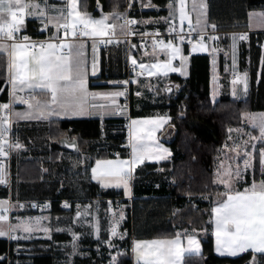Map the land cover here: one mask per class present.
I'll use <instances>...</instances> for the list:
<instances>
[{
    "label": "trees",
    "instance_id": "trees-1",
    "mask_svg": "<svg viewBox=\"0 0 264 264\" xmlns=\"http://www.w3.org/2000/svg\"><path fill=\"white\" fill-rule=\"evenodd\" d=\"M136 1L134 16L139 19L156 14L142 9L148 1L161 7L163 10L159 13L165 14L164 8L169 0ZM31 2L37 4L38 9L35 10V15L26 16L22 30L27 33L38 26L42 20V16L38 14L39 11H43L42 0H31ZM101 3L104 11L121 13L125 9V0H101ZM95 4V0H83L80 8L84 11H94ZM255 10H264V0H207V19L210 27L204 31L246 30L248 13ZM247 47L242 46V55ZM250 52L258 61V52L255 48H252ZM133 54L143 59L134 49ZM114 57L116 59L114 67L119 69L122 58L117 53ZM101 59L102 64L105 59L111 60L110 57L106 58L104 51L101 53ZM7 80L8 59L5 54L0 53V105L8 101ZM209 81L208 56L195 54L190 57V73L186 79L173 74L161 81L159 85H155V90L159 89L158 92L163 101L156 106L157 110L154 106H150L153 104H150L147 98V100L145 98L134 100V103L139 105L135 108L131 95L130 117L154 115L169 117L168 123L159 132L158 139L171 151L170 157L161 164L148 162L135 169L134 177L137 178L132 180L134 196L131 201L124 197L121 190L104 191L89 178L91 166L97 159L128 155L129 149L124 147L125 139L128 138L127 120L123 118L103 121L99 119L62 120L57 122V126L49 129L50 139L54 140L49 144L48 154L54 161L57 160L59 153L70 152L60 146L59 140L62 137L76 139L79 145L78 150L87 154L89 180L84 184V198L99 200L101 207L105 210L106 202L101 199L123 198L119 203L122 205L118 207H123L131 223L132 234L129 232L131 235L123 239L122 232L125 227L130 226V223L120 222L118 235L111 242V245H114L113 248L108 246L106 237H98L95 240L85 236L79 242L77 253L71 260L66 261L70 264H132L134 261L132 240L170 239L195 234L202 246V253L185 255L183 264H264V254L255 255L250 251L236 257L218 256L214 252L212 233V209L223 202L225 195L223 188L215 182L220 151L228 140L230 130L241 126L243 114L257 110L264 111V62L259 83L255 87L254 81L251 82L250 96L245 101H235L224 95L213 102L209 93ZM104 125L108 133L105 141L109 142V146L99 148ZM18 132L22 135L17 131L13 133L16 144L23 142L29 145L31 135L26 128L23 129L21 126ZM55 133L56 136H54ZM261 145L262 142L258 144V147ZM29 153L40 154L33 151ZM53 163L56 161L47 162V164ZM45 164L37 157H24L18 161L17 178H12V181L18 180L21 192L19 200L34 199L32 197H36L37 200H49L53 216L64 214L66 212L62 209L61 202L68 198L72 200V198L64 196L67 191L64 185H57L56 178L44 173ZM14 167L13 156L12 171ZM161 169L163 172H159ZM254 176L264 178L258 160L254 162ZM47 180L52 182L47 183ZM57 190L59 191L56 192ZM7 194L8 190L0 187V197H6ZM70 239L69 234L62 232L53 233L51 240L39 239L15 243L0 239V264H60L58 261L60 259L64 261L67 255H70L71 249L66 247L63 254V250H58L52 245L65 243ZM15 245H22V249L19 252L16 251ZM119 247L121 253L114 256L115 249ZM122 248L127 249V252L122 253Z\"/></svg>",
    "mask_w": 264,
    "mask_h": 264
},
{
    "label": "crops",
    "instance_id": "crops-1",
    "mask_svg": "<svg viewBox=\"0 0 264 264\" xmlns=\"http://www.w3.org/2000/svg\"><path fill=\"white\" fill-rule=\"evenodd\" d=\"M82 1L83 0H76V10L79 11L82 15L86 14L92 19H101L104 16H108L109 19L108 21H106V23L110 25H115V29H114L115 34L123 33L124 26L122 23V18H123L122 12L120 13L115 11H104L101 0H95L96 4L94 6V11H88V10L84 11L81 10L80 8ZM42 2H43L44 15L42 16V20L39 23V27L42 29L57 30L58 23L60 24L64 23L65 22L64 17L67 16V12L71 10L68 6L67 0H42ZM177 5H180L179 0H169L166 7L164 8L166 13L160 14L159 13L160 10L163 9L148 1L146 4L143 5L142 9L155 12L156 14L147 17H140L139 19H137V22L140 24L142 30H148L154 27H163L166 23L171 21H175L179 24H184V23L192 24L194 27L198 29L199 28L207 29L210 27V24L208 23V19H207V0H184V12L186 13V18L183 20V22H181L180 10L177 9ZM113 13H115L116 15L113 16L112 15ZM73 18L74 17H69V20ZM50 20L51 23L49 22ZM246 26H247L246 30L255 32V36L257 39L260 40L261 46L260 47L248 46L244 55H242V46L245 45L241 44L240 39L236 35L234 36L236 37V40L234 42V40L232 39V45L230 47H226L220 50L213 49L207 42H203V46H201V44L196 45L195 51L193 50V47L188 49V48H184L183 46L177 43L171 42L173 47H178V48L180 47L179 48L180 52L177 54V58L180 57L181 55L186 57L189 70L186 74L183 75H180L178 73H170L169 75L160 76L162 77L161 81L167 79L170 75L173 74L179 76L182 79H186L190 73V57L195 54H205L208 56L210 63L209 93L211 100L215 102L219 100L222 96L226 95L230 99L235 101H245L250 96L251 82L254 81L256 87L259 83L262 73V66L264 62V10L250 11L248 13V21ZM241 30H245V29H241ZM168 43L169 42H165L162 45H160L157 48V50L142 56L143 63L144 64L146 63L145 64L146 70H144L145 72H150L151 70H154V68H151V65L154 63L164 64L165 62L169 61V59L171 58L172 50L164 47V45H167ZM0 44L10 46L4 42H0ZM252 48H255V50L258 52V61L254 59L253 56L251 55L250 51ZM10 51L11 49L9 47L8 52L3 53L6 55L8 59V64L10 62V55H9ZM103 51L106 54V58L110 57L112 61L105 59V62L102 64L101 53ZM94 52H98V56L96 63L95 62L93 63V66L95 65V67H92L90 62H91V55ZM116 53L119 54L120 57L122 58V64L119 69L114 67L115 65L114 62L116 61L114 54ZM57 55L67 56L69 58V63L73 67L79 64V67L83 73V77L86 83V90L87 93L89 94L86 96L84 100L83 111H80L78 107V105L81 103V97H83V93L79 91L72 95L68 93H58L57 103H52L51 91L36 87L28 88L26 86H22L19 83H17V87L15 89V95H13V87L10 81V73L8 69V80H7L8 101L2 104V105L7 104L8 107L0 108V132L3 133L11 130L12 133L14 132L16 133V131L17 133H21L18 132V129H20L22 126V128L23 129L26 128V131L31 135L29 145L28 144L26 145L23 142H21L19 144L20 147H18L13 154L15 167L10 176L11 179L10 187L6 188L5 186L0 185V187H4L5 189L8 190V194L6 197H0V202H3L2 204H0V215H4L7 217L6 221L0 222V227H2L3 230L7 233L4 236H0V239H5L8 242H15V243L32 242L34 240H39V239L51 240L53 234L51 225H49L48 227V231L50 233L44 231V229H46L47 227V224L43 223V220L47 222L46 220L47 216L49 217V224L51 223L53 218L51 211L50 210L39 211L35 208H29L28 207L29 205L27 206L26 203L30 199L19 200L20 199L19 196L18 197L16 196L21 194L19 188H18L19 190L17 191L19 194L13 195L15 193L12 191L14 190L12 186H16L19 184L17 179L16 181L13 182L12 178L14 177L17 178L16 166L18 165V161L21 158L41 156L43 157L42 160L46 163L45 168L49 167L52 170V165L47 164V162L49 161V158H47V155H49L48 152L50 150L49 144L48 146L40 145V144H35L32 141V137L33 138L35 137L36 132H40L38 127L42 126L44 127L45 130L46 129L45 126H49L48 124L52 122L57 123L62 120L99 119L103 121L107 119L123 118L127 120L128 129H129V123H131L130 120L133 119L132 117H130V106L127 107L121 104V101L125 98V90H124L125 86L115 84V81L117 79H121L124 75H126V63L127 62L131 63L130 58L132 57V55H134L132 51L130 56L127 57L125 47L105 49L100 47L96 42L81 41V42H71L69 44V47H66L65 50H62V48L58 47ZM175 64L178 65L179 64L178 61ZM110 65L111 67H113L111 70L109 69L111 68L109 67ZM109 71L110 74H108ZM134 73L135 76H133V78L136 77V79L137 78L139 79V83L135 86L133 82H131V90H132V98H133L132 102L135 108H137L139 105L136 102L134 103V100L137 101L138 98L140 99L142 97L141 94L144 91H147V89L151 90V86L155 85V83L153 80L149 81L147 79V78L151 79V77L141 76V73L136 71V67ZM75 78H76L75 73L73 72L72 81L61 80L59 81V84L71 88ZM233 81H236V83L234 84ZM115 93H124V94L119 96L111 95ZM24 98H27V100H24ZM61 103L64 104L63 107L61 106ZM29 104H31L32 107H29ZM128 110H129V115H128ZM6 112H8L10 116V120H11L10 124L5 120L3 121V119L6 117L4 115V113ZM41 112H43L47 116V118H43L41 116ZM49 112L53 114L48 115ZM245 115L247 116L244 119ZM159 117L168 118L169 121V117L166 115L143 116V117H135V118H137L138 120H149V119H157ZM243 120L244 122H246L245 124L249 126L255 125V127L253 128L255 130L257 129L258 131H260V127H259L260 124L257 123V121L259 120V122L261 123V121L264 120V111L247 112L243 114L242 121ZM166 124H164L155 132L157 138L159 132L164 128ZM25 125L27 126L25 127ZM243 129H245L243 132L245 133L249 132V129H247L246 126H239L237 128L231 129L228 140L225 144L229 142V139L233 135L232 134L233 131L243 130ZM20 135H22V133ZM128 139H129V155H130L132 147H131V138L129 137V134H128ZM256 142L257 141L253 140V145L251 142H249L250 147L249 146L242 147V145H240L238 147V152L242 151L244 154L252 153L254 162L255 160H258L261 167V163H260L261 159L259 154L261 153L260 151L263 150L261 149V147H258V144H256ZM158 143L160 145V141ZM255 145L257 147H255ZM223 147L226 151H228L225 145ZM249 148H250V152L248 151ZM221 150H223V148ZM28 151L29 152L33 151V153L40 152V154L38 155L31 154ZM26 152H28V154L24 155V153ZM244 154L243 156H238L235 160L233 161L229 160V162L226 163L229 168V171L235 173L237 169L243 167ZM170 155L171 153H168L167 158L165 159H157L156 157L152 161L147 160L143 163L149 162V163L158 164L160 162L166 161L170 157ZM220 164H223V162L221 163L220 161ZM220 164L218 163L217 170H219ZM140 165L141 163L137 162L136 167L132 170V174L129 176L131 177V181H129L131 184H132V180L134 179V171ZM92 169L93 168H91L89 171L90 173L89 178L93 183H95L100 189L104 191L116 190L115 188L117 187L115 186V182H113L112 180H109L108 183L95 181L93 178ZM44 173L45 174L47 173L46 169H44ZM233 179L236 180V183L241 184L242 186L248 185V188L251 187L253 183L259 184L260 182L264 181V178H258V177L255 178L253 176H249L247 172L244 174L240 173L238 177L233 176ZM244 190L245 189L239 188L238 190L235 189V191H233L232 193L244 192ZM122 193L124 194L123 191ZM133 196L134 194L131 185L129 195L127 196L124 195V197H126L128 200H131ZM218 205H216L215 207H217ZM42 216H44L45 218L42 219ZM21 223L31 225L33 229L31 232H26V233H31L30 235H28V238L22 236L23 234L22 228H16L15 231L9 230L10 226H16ZM43 225L44 227H41ZM214 232H215V222L213 216L212 233H213L214 252L218 256H221L216 251V237L214 235ZM173 239H179L180 246L182 248L189 247L188 243L186 244V240H185L186 237L182 238L180 236H177L172 238L171 240ZM136 242H138V240L136 239L132 241V254L134 253L133 249ZM198 245H199V253H194V252L183 253V256L179 260L178 264H183L185 255L201 254L202 246L200 242L198 243ZM14 248L16 251L18 250L19 252L22 249V245H15ZM248 251L252 252L255 255L264 254L260 252H254L251 249H249L247 251L238 252V254L235 256L225 255L223 257H236ZM140 262H144V261H140Z\"/></svg>",
    "mask_w": 264,
    "mask_h": 264
},
{
    "label": "snow or ice",
    "instance_id": "snow-or-ice-1",
    "mask_svg": "<svg viewBox=\"0 0 264 264\" xmlns=\"http://www.w3.org/2000/svg\"><path fill=\"white\" fill-rule=\"evenodd\" d=\"M68 6L71 9L67 12V16L64 17L65 22L60 24L58 27L65 30V36L69 34L68 29L71 28V35L76 36H106L109 31L114 33L115 25L107 24L109 17L104 16L101 19H92L91 17L82 15L76 10V0H67ZM180 3V18L181 22L186 18L184 12V0H179ZM38 5L31 0H0V40H12L13 43L10 46L0 44V53H6L11 49L10 62L8 69L10 73V81L13 87V95H15V89L17 83L28 88H42L51 91L52 103H57L58 93H68L70 95L76 92L83 93L81 97V103L78 105L80 111H83V103L87 95L86 83L83 77V73L79 67V64L73 67L69 63V58L64 55H57V48L69 47V45H56L53 43H41L28 44L21 43L17 40L16 33H19L22 25L24 24L25 17L29 15H35ZM40 16H43V11H39ZM113 16L116 14L113 13ZM69 17H74L69 20ZM51 23V20L49 21ZM129 24H134L136 21H128ZM82 26V27H80ZM123 27V26H121ZM175 31V29H173ZM181 40L184 37H180ZM216 39V37H211ZM240 40L247 39L245 35L239 37ZM24 41H28L27 36L23 37ZM235 42L236 37H233ZM101 43H111L109 39L107 41L101 40ZM163 44V41L160 42ZM203 46V37L200 41ZM165 48L171 49V59L164 64L154 63L151 68L160 70L168 69L170 71H178L177 68L172 66V60L177 58V54L180 52L178 47H173L172 43L169 42L164 45ZM196 46H193L195 51ZM39 49V50H36ZM185 60L186 57H181ZM131 63L136 66L137 61L133 58ZM95 67V65L93 66ZM142 70H146L144 64H139ZM73 72L75 73V80L72 83V87L62 86L59 81H72ZM94 74V73H93ZM152 74V73H150ZM166 74V73H165ZM246 79V77H245ZM127 83V82H125ZM235 84L236 81H233ZM246 88V86H245ZM124 93H115L111 95H123ZM23 102V101H22ZM63 107L64 104L61 103ZM8 105H0V108H7ZM29 107H32L29 104ZM53 113L49 112L48 115ZM43 118L47 116L41 112ZM168 123V118L159 117L157 119H149L142 121H132V125L137 124L149 125L151 127L144 130L143 135H137L135 128L132 134V160L129 161H98L97 167L101 164L107 165L108 168L105 172L101 173L100 177H96V169H93L94 178L111 177L115 180V186L120 187L121 184L124 186L126 192L128 191V180L127 176H130L131 171L136 167L137 162L143 163L148 158L153 148L144 143V140H150L155 142V132ZM261 138H264V120L261 121L260 125ZM2 135V132H0ZM15 147H20L19 144ZM159 150L160 146L156 145ZM235 150V149H234ZM162 152L167 154V149H162ZM4 154L3 145H0V155ZM261 166L264 167V152L260 153ZM166 155H159L157 159H165ZM131 164V168L126 169L125 165ZM245 167H248V161H245ZM223 168V165H221ZM240 175L239 170L235 173L224 170L223 172L217 173V183L224 184L228 189L229 193L232 189L233 176L238 177ZM3 180L0 179V183ZM108 186V185H105ZM226 201L220 203L217 207L212 209L215 222L216 237V251L221 255L235 256L238 252H243L251 249L254 252L264 253V181L259 184L253 183L250 189H245L244 192H236L235 194H227ZM3 202H0L2 204ZM67 206V205H66ZM7 220V217L0 215V222ZM16 228H22L25 232H31L33 229L31 225L21 223L16 226H10V231H15ZM47 231V229H44ZM7 233L0 227V236H4ZM112 234H116L115 228L112 229ZM187 248L180 246L179 239L173 240H154L151 242H145L143 244L136 243L133 251L137 254V260L144 259V264H178L185 252L199 253L198 241L192 237H188Z\"/></svg>",
    "mask_w": 264,
    "mask_h": 264
},
{
    "label": "rangeland",
    "instance_id": "rangeland-1",
    "mask_svg": "<svg viewBox=\"0 0 264 264\" xmlns=\"http://www.w3.org/2000/svg\"><path fill=\"white\" fill-rule=\"evenodd\" d=\"M177 9L180 10V5H177ZM199 30L204 31V29H202V28H199ZM97 56H98V52H94L91 55V62L90 63H91L92 67H93V63L94 62L96 63ZM181 57H184V56L181 55L180 57L177 58V60L176 59L172 60V66L178 69V71H175V72L170 71L168 69H160V70L154 69V70H151L150 72H145L144 70H142L139 67V64H141V63L144 64V63L138 56L132 55V57L130 58V61H131V59L134 58L137 61V65L135 66L136 71L141 73V76H143V77H151V79L150 78H147V79L149 81L153 80L155 85H159V83L162 80V77H160V76L169 75L170 73H178L180 75H183V74H186L188 72V70H189L188 62L186 59L182 60ZM177 61L179 63L178 65L175 64ZM150 73H152V74H150ZM131 82H133V84L135 86L139 83V79L138 78L136 79V77H134V78L131 77ZM155 85L151 86V90L147 89L148 92L144 91L141 94L142 97L140 98L141 100H142V98H145V99L147 98L149 100L150 104H153L150 106H154V109L156 108V106H159L160 104H162L161 102H163L162 97L160 95V92H158L159 89L155 90V88H156ZM156 110H157V108H156ZM257 111H260V110H257ZM154 113L157 114V112H154ZM128 115H129V110H128ZM246 116L247 115H245L244 119L246 118ZM252 117H254V116H252ZM258 119H260V118H258ZM133 120L142 121V120H138L137 118H133L132 120H130L131 123H129V129H128L127 136L129 134V137L131 138V143H132V134H133L134 128L136 130L137 135H143L144 130L151 127L149 125H141V124H137V125L133 126L132 125ZM242 122L243 123L241 126H246L247 129H249V132L248 133L243 132L245 129L232 132V134H233L232 137L229 139V142L227 144H225V147H227L228 151H226L224 149V147H223V150L220 151L219 164H220V161H221V163L223 162V164H220L219 170H217V172H216L215 182L217 180V173L218 172H223L224 170L229 171V168L226 164L229 162V160L233 161L238 156H243L244 153L242 151L238 152V147L240 145H242V147H245V146L250 147L249 142H251L253 145V140L257 141L256 144H259L260 142L263 143V141H264V138H261V132L258 131L257 129L255 130L253 128V127H255V125L249 126V125L245 124L246 122H244V120ZM257 123L260 124L259 120L257 121ZM48 125L49 126H45V128H46L45 130H44V127H42V126L38 127L40 132H36L35 137L34 138L32 137L33 143L48 146V144L53 142L54 139H50V135L48 132L50 131L49 129H52L53 127L57 126V123L52 122ZM154 135H155V142L154 143L150 140H147V139L144 140V143L149 144L153 148L151 155L148 158H146L144 160V162L147 160L152 161L156 157H158L159 155L163 154V155L167 156L168 153H171L170 149L166 145L162 144L161 142L159 145V143H158L159 139L157 138L156 134H154ZM54 136H56V133ZM107 137H108V133H107V130H106L105 125H104L102 133H101V137H100L101 141H100V144L98 145L99 148L104 147V146H106V147L109 146V142L105 141L107 139ZM156 145L160 146L159 150L156 148ZM255 147H257V146L255 145ZM162 149H167L168 153L167 154L163 153ZM261 149L263 151H260V152H264V145L263 144L261 145ZM248 151L250 152V148L248 149ZM132 155H133V153L131 150L130 155L128 153V155H126V156L99 158L96 161H94L91 168L96 169L97 171L95 173V176L100 177L101 173L105 172L107 170L108 166L101 164L100 167L98 168L97 167L98 161H112L114 163L118 162V161H129L130 162L132 160ZM37 158L39 160H41L43 157L40 156ZM47 158H49L48 162H50V161L55 162L56 161V163L51 164V165H53L52 170L49 167L44 168V169H46L47 174L51 175V177H53L54 179L56 178L58 180L57 185H59V186L64 185V188L67 190L65 192L64 196L72 198V200H69V198H68V200L64 202L65 206L62 207V209L66 213L54 215L50 224H49V217L48 216L46 218L47 222H45V220H43V223L47 224V227H46L47 233H50L48 231V227H49V225H51L52 233L62 232V233L70 235V238H71L70 241L65 242V243H60V244L53 243V245H52V247H54L58 250H63V254H65L66 247H69L71 249L70 255H67L68 257L65 258L64 261L60 259L58 261V263L70 264L66 260L67 259L71 260L72 256L75 253H77V250L79 248V242L85 236H90V238H93L95 240H97L98 237H103V238L106 237L108 239L107 243H109L108 246L110 248H113L114 245H111V242H112V240L115 239V237L118 234L116 233L115 235H113L112 229L115 228V230H116V228H117L116 226H118L120 224V220L123 218L124 209H123V207H119V208L115 209V211L108 212L105 209H103V207H101L99 200H90V199L84 198V195H85L84 184H86V181L89 180L88 173H87L88 168L86 165V162L88 161L87 154L80 151V150H77L75 152L70 151L69 153H66V152L59 153V156L57 157V160H55V161L53 160L51 155H47ZM260 159H261V156H260ZM243 160H244L243 167L238 169L239 172L241 174H244L247 172V174L249 176L255 177L254 176L253 154L252 153L244 154ZM245 161H248V167H245ZM161 163L162 162L158 163V165ZM130 165H131L130 163L125 165V168L126 169L130 168ZM221 165H223V168H221ZM260 168H261V173L264 176V167L261 166ZM93 169H92V171H93ZM159 172H163V170L161 169ZM131 174H132V171H131ZM127 177H129V176H127ZM93 178H94V173H93ZM135 178H137V177H134V179ZM94 180L95 181H101L102 183H108L109 180H112L113 182H115V180L111 177H104L103 179L94 178ZM46 182L50 183L52 181L47 180ZM237 182H239V181H237ZM218 185L220 187H222L224 192H225L223 202L226 201V199H227L226 193L227 194H235L236 192L232 193L233 191H235V189L238 190L239 188L240 189L248 188V185L242 186L241 184L236 183L235 179H233V181H232V189H231L230 193H229V189L224 184L218 183ZM12 188L14 189V193H15L13 195L19 194L17 192L19 185L12 186ZM130 188H131V183L128 182V191L127 192H126V190L122 184L120 187H117L115 189L123 191L124 192L123 195L127 196L130 193ZM250 188L251 187H249L248 189H250ZM59 190H62V189L59 188ZM59 190H57L56 192H58ZM16 196L18 197L19 195H16ZM32 198H34V199H30L26 203L27 206L29 205L28 206L29 208H34L36 206L35 205L36 201H38L36 197H32ZM23 205H24V203H23ZM48 210H50V208ZM44 218L45 217L42 216V219H44ZM41 227H44V225ZM24 232L25 231L22 232L23 233L22 236H24L25 238H28V235L31 234V233H26V232L24 233ZM43 235H45V234H43ZM46 235H48V234H46ZM189 236L194 237L198 241V243L200 242L197 235L193 234V235H189ZM189 236H187L185 239L186 244L188 243V237ZM182 238H185V237H182ZM171 239L172 238H170L168 240H171ZM154 240H166V239L155 238V239H149V240H138V242H136V243L143 244L145 242H151ZM118 253H121L120 247H119V249H115L114 256H116ZM132 256H133V259L136 261L137 260V254L134 252L132 254ZM139 261H144V259L141 258Z\"/></svg>",
    "mask_w": 264,
    "mask_h": 264
},
{
    "label": "built area",
    "instance_id": "built-area-1",
    "mask_svg": "<svg viewBox=\"0 0 264 264\" xmlns=\"http://www.w3.org/2000/svg\"><path fill=\"white\" fill-rule=\"evenodd\" d=\"M137 4L136 0H125V9L122 12L123 18L122 23L124 26V31L121 34H115L112 31L108 32L106 36H80L77 34L75 37L72 36L70 33L72 31L71 28L68 29L69 34L65 36V30L63 28L58 27L57 30H49V29H42L38 26L33 27V30L29 33L24 32L21 27L19 33H16L17 40L21 43H28V44H47L53 43L56 45H69L71 42H96L102 48H118V47H125L127 57L130 56L131 51L133 49L139 53V55L144 56L148 53L157 50V48L162 45L160 42H175L180 43L187 48H192L194 45L200 44L201 37H203V42H207L213 49H223L226 47H230L232 45V39L236 35L238 38L241 35H245L247 39L240 40L241 44L245 46H254L260 47L261 42L259 39L256 38L255 32L250 30H234V31H220V30H207V31H200L194 28L191 24H179L175 21H171L166 23L163 27H154L148 30H142L140 24L137 22V18H135V6ZM136 21L134 24H129L128 21ZM26 21V20H25ZM24 21V24H25ZM23 24V25H24ZM22 25V26H23ZM82 27V26H80ZM175 29V31H173ZM27 36L29 38L28 41H24L23 37ZM180 37H184L183 40ZM211 37H216V39H211ZM111 40V43H101V40ZM0 42L7 43L11 45L13 43L12 40H0ZM66 47H63L62 50H65ZM135 66L132 63H126V76L121 79H117L115 84L125 86V98L121 101L123 106H130V97L132 95L131 91V77L135 76ZM127 82V83H125ZM27 100V98H24ZM6 116L3 121L5 120L10 124V116L8 112L4 113ZM129 139H125V148L129 149ZM0 145H3L4 154L0 155V179L3 180L0 185L9 188L11 185V173H12V158L15 150L16 141L13 137V133L11 130L7 132H3L0 135ZM128 181H131V177L126 178ZM157 187V186H156ZM154 187V188H156ZM133 199V198H132ZM131 199V200H132ZM106 202V211L112 212L115 209L119 208L122 204H119L123 198L121 197H114V198H104L101 199ZM130 200V201H131ZM67 200H62L61 207H64V202ZM36 206L34 207L37 210H48L50 208V201L49 200H38L36 201ZM124 206V205H123ZM121 223L129 222L130 218L127 217V214H123V218L120 220ZM116 233L119 230V227L116 226ZM131 223L129 227H125L122 232V238L126 239L127 236L131 235ZM131 234H130V233ZM133 241V240H132ZM127 249L122 248V253H126ZM132 264H138V261H133ZM139 264H144V262H140Z\"/></svg>",
    "mask_w": 264,
    "mask_h": 264
},
{
    "label": "water",
    "instance_id": "water-1",
    "mask_svg": "<svg viewBox=\"0 0 264 264\" xmlns=\"http://www.w3.org/2000/svg\"><path fill=\"white\" fill-rule=\"evenodd\" d=\"M59 144L62 148L67 149L69 151L75 152L78 150L79 145L76 139H68L67 137H63L59 140ZM264 144V142H263Z\"/></svg>",
    "mask_w": 264,
    "mask_h": 264
},
{
    "label": "bare ground",
    "instance_id": "bare-ground-1",
    "mask_svg": "<svg viewBox=\"0 0 264 264\" xmlns=\"http://www.w3.org/2000/svg\"><path fill=\"white\" fill-rule=\"evenodd\" d=\"M162 26V25H161Z\"/></svg>",
    "mask_w": 264,
    "mask_h": 264
}]
</instances>
